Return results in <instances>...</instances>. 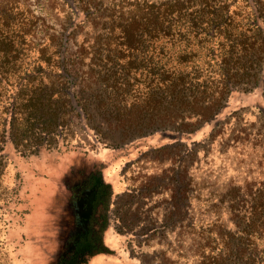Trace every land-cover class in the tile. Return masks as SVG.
<instances>
[{"label":"rangeland","instance_id":"1","mask_svg":"<svg viewBox=\"0 0 264 264\" xmlns=\"http://www.w3.org/2000/svg\"><path fill=\"white\" fill-rule=\"evenodd\" d=\"M138 1L143 0L23 1L38 17L32 41L58 37L54 43L76 77L71 91L77 95L84 88L89 100L83 117L68 112L67 135L57 146L29 155L8 148L3 185L11 201L0 225L9 264L57 261L76 230L68 188L96 167L114 188L104 234L111 252L87 264H196L204 243L201 227L209 221L232 231L238 227L226 203L231 187L246 194L264 186V84H237L214 126L196 123L197 116L184 111L169 114L176 125L187 123L180 134L157 124L124 130L111 113L110 87L101 78L103 38L111 20L127 18Z\"/></svg>","mask_w":264,"mask_h":264},{"label":"trees","instance_id":"2","mask_svg":"<svg viewBox=\"0 0 264 264\" xmlns=\"http://www.w3.org/2000/svg\"><path fill=\"white\" fill-rule=\"evenodd\" d=\"M23 1L0 0V224L11 201L3 185L8 148L29 155L57 146L67 135L68 112L83 117L89 100L84 88L71 91L76 77L54 43L58 37L32 41L38 17ZM103 45L101 78L124 130L157 124L180 134L187 123L166 118L180 111L214 126L237 84H264V0L134 2L127 18L111 20ZM68 189L76 230L54 264H87L111 252L104 234L114 188L96 167ZM240 189L232 186L226 201L237 229L218 221L201 227L196 264H264V186ZM4 230L0 225V264H9Z\"/></svg>","mask_w":264,"mask_h":264}]
</instances>
